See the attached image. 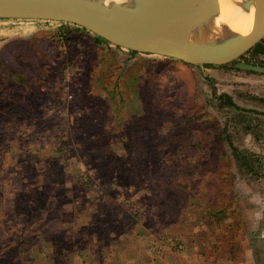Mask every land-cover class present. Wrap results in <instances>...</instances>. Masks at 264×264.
I'll return each mask as SVG.
<instances>
[{"label": "rangeland", "instance_id": "obj_1", "mask_svg": "<svg viewBox=\"0 0 264 264\" xmlns=\"http://www.w3.org/2000/svg\"><path fill=\"white\" fill-rule=\"evenodd\" d=\"M98 38L0 20V264H264V52Z\"/></svg>", "mask_w": 264, "mask_h": 264}, {"label": "water", "instance_id": "obj_2", "mask_svg": "<svg viewBox=\"0 0 264 264\" xmlns=\"http://www.w3.org/2000/svg\"><path fill=\"white\" fill-rule=\"evenodd\" d=\"M244 11H254L249 34L225 31L221 37L191 36L186 28L169 33L157 21L170 14L171 22L196 24L219 13L217 0L113 1L103 0H0V19L44 20L71 23L84 28L110 45L179 59L193 65L223 64L233 61L264 39V0H242ZM158 18H151L154 16ZM183 24V23H182ZM205 24V23H204ZM186 27V26H185ZM240 69L264 73V65L240 61Z\"/></svg>", "mask_w": 264, "mask_h": 264}, {"label": "bare ground", "instance_id": "obj_3", "mask_svg": "<svg viewBox=\"0 0 264 264\" xmlns=\"http://www.w3.org/2000/svg\"><path fill=\"white\" fill-rule=\"evenodd\" d=\"M106 4H111L115 2H125L126 0H103ZM151 1L152 3L157 1H166V0H143ZM168 1V0H167ZM176 1V0H169ZM191 1V0H184ZM219 2V13L213 15L204 21L199 22V20L193 25H188L185 20H178L171 22L170 14L166 13L162 15V19H157L166 28L165 31L169 33H174L177 29L186 28L189 32L187 34L191 36L208 34L209 36L221 37L225 31H231L236 33H242L244 35L249 34L253 29L254 25V11L255 7L253 6L250 12L244 11L240 5L242 0H217ZM160 16H154L151 18H158ZM183 23V24H182ZM205 23V24H204ZM183 27H180L182 26ZM186 26V27H185Z\"/></svg>", "mask_w": 264, "mask_h": 264}, {"label": "crops", "instance_id": "obj_4", "mask_svg": "<svg viewBox=\"0 0 264 264\" xmlns=\"http://www.w3.org/2000/svg\"><path fill=\"white\" fill-rule=\"evenodd\" d=\"M1 20V19H0ZM6 20H22V19H6ZM24 21V20H23ZM26 21H35V20H26ZM36 21H44V20H36ZM49 22V21H48ZM87 253L88 254H91V252L90 251H87ZM74 259H76V260H72L70 263H65V264H75L77 261H78V259H77V256L74 258ZM96 260V261H95ZM109 255H107V254H103L102 256H101V254L99 255V257L96 255L95 257H94V260H92V255H89V256H87V258H83V259H81V260H79V261H94L96 264H110V263H112V262H109ZM125 260H129V262H133L132 261V259L131 258H126ZM49 261H51V260H49ZM134 264V263H133Z\"/></svg>", "mask_w": 264, "mask_h": 264}, {"label": "trees", "instance_id": "obj_5", "mask_svg": "<svg viewBox=\"0 0 264 264\" xmlns=\"http://www.w3.org/2000/svg\"><path fill=\"white\" fill-rule=\"evenodd\" d=\"M99 40L100 41H97V39H96V41L98 43H105L104 41H102L104 39H99ZM132 52L133 53H136V51H132ZM249 52H253V54H257L259 52H264V39H262L260 42H258L253 48H251L250 50H248V53ZM231 104L233 105V102ZM233 151H234V154H235L236 158L238 160H242L243 157H241V156L243 155V153L241 151H239L237 148H234ZM221 213H222V211H221ZM216 218H219V215H217Z\"/></svg>", "mask_w": 264, "mask_h": 264}]
</instances>
